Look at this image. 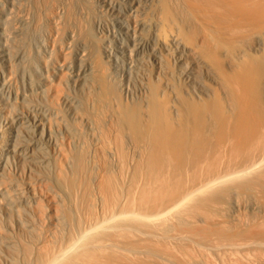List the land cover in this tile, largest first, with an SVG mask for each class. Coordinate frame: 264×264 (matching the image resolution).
I'll return each mask as SVG.
<instances>
[{
	"label": "bare ground",
	"instance_id": "6f19581e",
	"mask_svg": "<svg viewBox=\"0 0 264 264\" xmlns=\"http://www.w3.org/2000/svg\"><path fill=\"white\" fill-rule=\"evenodd\" d=\"M0 264H264V0H0Z\"/></svg>",
	"mask_w": 264,
	"mask_h": 264
}]
</instances>
